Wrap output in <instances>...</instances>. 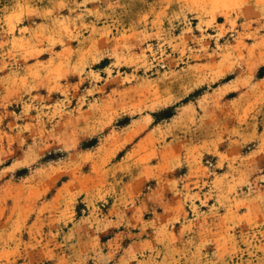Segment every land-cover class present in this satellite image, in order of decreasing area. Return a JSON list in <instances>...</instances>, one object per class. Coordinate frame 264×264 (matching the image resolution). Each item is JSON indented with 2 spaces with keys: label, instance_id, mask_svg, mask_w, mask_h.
Here are the masks:
<instances>
[{
  "label": "rangeland",
  "instance_id": "1",
  "mask_svg": "<svg viewBox=\"0 0 264 264\" xmlns=\"http://www.w3.org/2000/svg\"><path fill=\"white\" fill-rule=\"evenodd\" d=\"M0 264H264V0H0Z\"/></svg>",
  "mask_w": 264,
  "mask_h": 264
}]
</instances>
